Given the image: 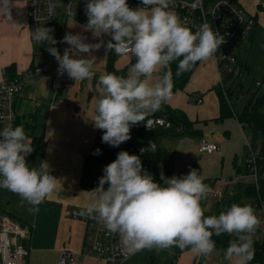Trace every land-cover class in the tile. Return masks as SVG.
<instances>
[{
	"label": "clouds",
	"instance_id": "1",
	"mask_svg": "<svg viewBox=\"0 0 264 264\" xmlns=\"http://www.w3.org/2000/svg\"><path fill=\"white\" fill-rule=\"evenodd\" d=\"M142 4L143 7L131 8L127 0H87L84 5L86 30L97 37L110 35L107 49L135 57L126 76H99V95L91 122L95 129L103 131L102 142L112 147L131 139L132 126L144 123L171 97V62L179 61V77L197 62L212 58L225 42L207 23L195 32L186 27L168 10L170 0H142ZM54 9L55 4L49 0V17ZM0 15L11 21V0H0ZM52 32L40 26L32 37L37 43L49 45L47 50L58 62V72L67 73L75 81L93 79L95 57L91 53L103 41L89 44L81 35L67 33L59 42L69 47L61 55L51 46L58 43ZM165 69L168 70L162 78L153 84L154 74ZM155 147L150 142L147 150L155 151ZM32 151L22 126L9 123L0 130V187L18 194L33 206L29 211L36 212L38 205L54 192L57 179L50 174L47 162L39 168L28 166L26 155ZM140 151L144 153L146 149ZM99 153L97 149L94 154ZM103 172L98 186L88 191L91 199L81 214L99 219L109 232L118 233L129 252L175 246L208 256L215 249L212 236L227 233L235 234L237 242H229L226 259L235 257L237 264H248L253 259L252 234L260 224L254 209L232 204L218 216H205L201 201L210 189L197 170L171 178L161 173V184L143 168L139 156L120 151Z\"/></svg>",
	"mask_w": 264,
	"mask_h": 264
},
{
	"label": "crops",
	"instance_id": "2",
	"mask_svg": "<svg viewBox=\"0 0 264 264\" xmlns=\"http://www.w3.org/2000/svg\"><path fill=\"white\" fill-rule=\"evenodd\" d=\"M86 2L87 0L79 1L75 14L68 17L64 14L63 0H57V19L47 27L53 29L52 35L58 42L51 46L56 47L61 55L69 47L68 44L59 42L67 33L79 34L84 38V42L89 44L103 41L101 47L91 53V56L95 57V77L84 81H75L69 77L58 92L53 89L52 72L58 62L47 50V43L34 42L27 0L11 2V21L0 15V81L6 78V67L15 65L17 75L23 77L27 84L17 101L20 119L33 125L27 136L33 151L26 155V161L30 168H39L42 162H47L50 174L57 179L54 192L38 205L39 210L36 212L29 211L33 206L27 201H22L18 194L0 187V211L30 228L27 264H58L64 249L73 254L69 264H104L84 252L86 224L66 216V211L72 208L84 211L91 199L88 191L96 188L99 178L104 175V166L95 165L97 185L90 190L81 187L85 156L98 139V130L91 120L95 115L99 95V76L109 73L111 68L123 70L135 62V57L132 54L122 56V59L110 64L113 49H107V43L111 36L104 34L97 37L93 32L86 30ZM262 2L264 0H255L252 8H247L248 12L256 16L257 25L250 44L241 51L247 53L243 63V82L247 76L251 78L261 74L264 78V30L259 27L262 24L259 20L263 10ZM168 10L176 15L173 9ZM82 55L89 57L88 53ZM162 76L163 70L155 73L152 83L158 82ZM222 77V72L213 58L200 61L185 90L172 91L171 97L166 101L172 108L184 112L193 130L200 134L196 138L183 136L181 139H194V145L190 140L188 147L179 146L176 150L167 141L163 144L165 138L177 139L176 137L162 138L161 144L175 153V175L191 166L190 159L194 156L193 152L199 153L198 143L202 138L216 142L222 147L216 153L205 154L215 160L219 157L232 160L240 153L242 146L247 145L243 128L235 115L233 102L230 104L232 116L219 120L220 99L215 88L222 85ZM75 84L83 87L80 94L75 93ZM86 89H89L90 94H85ZM194 94L200 95L195 97ZM259 96H264V83L260 86ZM199 100L202 102L198 103ZM261 110L264 111V105ZM183 160L186 162L184 167H179V162ZM223 170L224 168L213 169L210 175L209 172L201 173L198 169L197 172L203 179L218 180L223 178ZM235 170L229 173L227 181L245 177L243 174H236ZM104 187L107 190L108 185L105 184ZM120 243L129 255L122 264H211L218 255L212 252L208 256H201L193 253L190 248L180 249L175 246L129 252L122 238Z\"/></svg>",
	"mask_w": 264,
	"mask_h": 264
},
{
	"label": "built area",
	"instance_id": "3",
	"mask_svg": "<svg viewBox=\"0 0 264 264\" xmlns=\"http://www.w3.org/2000/svg\"><path fill=\"white\" fill-rule=\"evenodd\" d=\"M16 1V0H11ZM81 0H63V10L65 16L75 14L77 4ZM263 1V0H258ZM29 5V23L31 33L40 26L47 27L53 24L58 16L57 0H51L55 4L54 13L49 17L48 6L49 0H27ZM129 7H143L142 1L129 3ZM169 8L173 9L181 22L193 32L197 31L199 26L204 23L209 24L214 32H218L224 39V43L212 57L218 69L224 68L226 72L233 78H243V64L239 58L241 50L250 44L254 30L257 25L256 16L245 9L239 0H170ZM33 38V37H32ZM34 40V39H33ZM34 42H36L34 40ZM37 43V42H36ZM128 53L127 55H130ZM122 55V56H127ZM53 89L59 91L63 83L69 79L67 73L61 75L58 72V63L53 68ZM222 85L225 87V84ZM26 81L23 77L14 79L4 78L0 81V130L6 124L13 127L18 126L20 119L18 113V98L26 89ZM199 100L198 103H201ZM145 125L146 130L153 131L157 128H171L172 123L166 122L163 118H150ZM249 146L248 141L246 140ZM141 147L126 146L120 144V151H127L129 154L140 156ZM220 150V145L216 142L202 138L199 141V151L203 154H213ZM258 155L255 151L250 150L246 160L247 175L254 179V183L258 187L259 169ZM151 170L153 167H147ZM240 178L236 180H228L220 183L217 188L210 190L211 193L220 195L222 192L234 195V188L240 183ZM97 182L94 183V185ZM241 205H250L255 215L260 221L252 235L257 238L253 242L264 247V201L252 198L249 204L245 202ZM83 211L72 208L66 211V216L71 219L80 220L86 224L84 252L94 256L104 264H122L128 257L121 247V237L118 233L109 232L102 221L97 218H90L82 215ZM95 215V214H94ZM30 228L24 226L11 216L0 212V264H27L29 258V248L27 240L30 236ZM232 237L236 238L233 234ZM73 259V254L69 250H62L58 264H69Z\"/></svg>",
	"mask_w": 264,
	"mask_h": 264
},
{
	"label": "trees",
	"instance_id": "4",
	"mask_svg": "<svg viewBox=\"0 0 264 264\" xmlns=\"http://www.w3.org/2000/svg\"><path fill=\"white\" fill-rule=\"evenodd\" d=\"M142 0H127L129 3L140 2ZM83 15L81 16V18ZM116 58V54L113 55L110 59V64H113ZM135 62L130 63L123 70L118 71L115 68H111L109 73H114L118 76H126L129 68ZM179 61H173L170 64V71L172 73L173 88L172 91H184L192 74L194 73L199 62L194 64L190 70L183 72L179 77L176 76L177 65ZM168 69L163 70L167 71ZM244 71V69H243ZM244 75V73H243ZM5 76L7 79H14L19 77L16 73V66L10 65L5 69ZM242 80V79H239ZM240 90L238 91V88ZM245 87V86H244ZM242 82L240 81L234 88L227 89L223 85H219L215 88L216 93L220 99V108L221 115L219 120H223L229 116H232L231 102L233 99H238L239 94L244 88ZM264 105V96H259L258 93L251 95L244 106V109L241 113L235 114L239 123L241 124L246 139L249 143V146L244 147L243 154V166H236L237 174L247 175L246 160L248 158L250 150H253L258 155V169H259V183L257 185L250 184L245 189H242L241 184L237 186L239 191L237 194L231 196V199L228 203V208L232 204L241 205L244 203L243 198H254L257 200L264 201V111L261 108ZM163 118L166 122H171V128H157L153 131L146 130L145 124L150 118ZM145 123V124H144ZM144 123H140L132 126L130 130L131 139L124 142L126 146H135L145 148L146 151L141 154L139 157L142 161L143 168L153 177L157 183H163L161 179V173L164 174V177L171 178L175 173V153L171 148H166L161 144L162 138L164 137H199L200 134L193 130L191 122L187 119L184 112L178 109L172 108L167 102L163 103L160 110L155 113L149 114ZM18 126H22L26 135H29V129L33 127L29 122L18 121ZM103 131L98 130V139L95 145L92 147L91 151L85 156V165L84 170L81 176V187L85 190H90L93 188L95 183V165L106 166L107 164L114 161L119 153V147H112L106 143L102 142ZM155 144V151L147 150L149 143ZM120 146V145H119ZM99 149V154H94L96 150ZM152 165V169L149 170L147 167ZM192 169H196V163L194 162L191 166L184 172L179 173L177 176H183L189 173ZM203 182L211 190L215 187L217 180L203 179ZM163 186V185H162ZM236 186V187H237ZM237 188V189H238ZM202 208L204 210L205 216H213L212 212H205V207L207 206L206 199L201 201ZM227 208V209H228ZM232 235L227 233L216 236H212V240L215 242V245L218 247L225 246L223 238L226 240L231 239ZM27 244V243H26ZM252 247L264 253V247L260 246L253 242ZM255 262H262L264 264V255L254 252L253 259L248 262V264H253Z\"/></svg>",
	"mask_w": 264,
	"mask_h": 264
},
{
	"label": "rangeland",
	"instance_id": "5",
	"mask_svg": "<svg viewBox=\"0 0 264 264\" xmlns=\"http://www.w3.org/2000/svg\"><path fill=\"white\" fill-rule=\"evenodd\" d=\"M243 6L245 7V9L247 10V8H252L251 6L253 5V3L255 2V0H239ZM262 6H263V10H262V13L260 14L259 16V20H260V23L261 26L260 29L263 31L264 30V2H262ZM137 8V7H136ZM248 46V45H247ZM242 51V50H241ZM131 55V54H130ZM129 56V55H127ZM127 56H124V57H127ZM247 56V53L246 51L242 52L240 54V58H239V61L241 64L245 63V57ZM122 59V55H119V54H116V58H115V62ZM221 72H222V80L220 81H223L224 84H225V87L227 89H230V88H234L240 81L242 82L243 84V89L241 91V93L239 94V97L238 99H233V105H234V109H235V112L236 114H239L242 112V110L244 109V106L247 102V99L253 95L254 93H258L259 95V92H260V86L264 83V78L263 76L258 75L257 77L255 76H251L247 78H245V81L243 82L242 80H239L238 78H233L231 77L224 68L221 69ZM222 83V82H221ZM82 89L83 87L79 84H75V93L76 94H80L82 92ZM240 90V87L238 88V91ZM84 91V90H83ZM178 92V91H177ZM90 94L89 92V89H86L85 90V94ZM200 94H194V96H199ZM182 137L180 138H177V139H168V138H165L163 140V144L165 141H167L174 150H176L177 147L179 146H182V147H188V141H192L193 145H194V139H181ZM162 143V141H161ZM180 144V145H179ZM242 146V143L239 145V147L241 148ZM243 147L242 146V150L240 151V153L243 154ZM222 148V147H220ZM198 154L197 152H193L192 155V158L190 159V165L193 164L194 162L196 163V169L199 170V172H209V175L211 174V171H213V169H222L224 168L223 170V178H225L226 180H224L223 178L222 179H218L216 184H215V188H217L219 186L220 183H224L227 181V178L229 177V173L230 172H233L235 170V165L240 166L242 167L243 166V155H241L240 153L235 157L233 158L232 160L230 159H221V157H219L217 160L215 159H212V158H209L207 157L205 154L201 153L199 151V143H198ZM185 161H187L185 159ZM184 160L179 162V167H184L185 165V162ZM98 165V164H97ZM189 165V166H190ZM99 166H102V165H99ZM105 167V166H104ZM236 171V170H235ZM176 173H174V176H177L175 175ZM236 174H237V171H236ZM240 181V184L242 186V189H245L247 186H249L250 184H254V179L250 176H245V177H241L239 179ZM238 186L234 188V194H237L238 191H239V188ZM213 189V188H212ZM211 189V190H212ZM231 199V196L229 195V193H224L222 192L220 195H217L215 193H211L210 191L208 192V195H207V198H206V201H207V206L205 207V212H212V215L214 216H218L222 211H226L227 208H228V203H229V200ZM243 201L246 203V204H249L252 199L250 198H243ZM1 212V211H0ZM257 237L255 235H252V240L253 239H256ZM230 242H237V239L234 238V237H231L230 239ZM228 248V245H225V246H221V247H218L217 245H215V249H214V253L215 254H218L217 257H215L211 264H237V258L233 257L231 260L229 259H226V250ZM213 253V254H214ZM253 264H263L262 262H255Z\"/></svg>",
	"mask_w": 264,
	"mask_h": 264
},
{
	"label": "water",
	"instance_id": "6",
	"mask_svg": "<svg viewBox=\"0 0 264 264\" xmlns=\"http://www.w3.org/2000/svg\"><path fill=\"white\" fill-rule=\"evenodd\" d=\"M113 55H115V51H114V49H113ZM223 241L225 242V244H226V245H228V246H229V242H230L229 240H226L225 238H223ZM253 250H254V252H255V253H259V254H261V255H264V253H263V252H261V251L257 250V249H256V248H254V247H253Z\"/></svg>",
	"mask_w": 264,
	"mask_h": 264
}]
</instances>
